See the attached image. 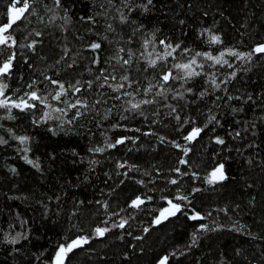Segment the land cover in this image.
I'll use <instances>...</instances> for the list:
<instances>
[{
	"label": "trees",
	"instance_id": "trees-1",
	"mask_svg": "<svg viewBox=\"0 0 264 264\" xmlns=\"http://www.w3.org/2000/svg\"><path fill=\"white\" fill-rule=\"evenodd\" d=\"M13 3L0 0V26ZM29 3L0 45V66L12 58L0 99L36 91L52 107L0 108V264H53L77 238L88 242L65 264H264V54L253 52L264 45V0ZM161 40L179 48L149 67L145 41L162 54ZM227 49L251 60L196 56ZM192 58L200 75L183 78L173 65ZM170 69L179 78L164 83ZM52 81L67 89L62 102ZM77 100L86 107L68 109ZM141 100L152 102L131 107ZM221 164L227 178L208 183ZM169 201L180 211L161 216Z\"/></svg>",
	"mask_w": 264,
	"mask_h": 264
},
{
	"label": "snow or ice",
	"instance_id": "snow-or-ice-1",
	"mask_svg": "<svg viewBox=\"0 0 264 264\" xmlns=\"http://www.w3.org/2000/svg\"><path fill=\"white\" fill-rule=\"evenodd\" d=\"M56 6L58 7L60 5V0H54ZM149 3H151V0H149ZM17 4H21V0H15V3H13L8 10V16H9V21L7 24L0 26V45H6L8 43V41L11 39L10 35H5V33L9 32V29L12 28V26L14 24H16L18 21H20L22 18H24V15L26 12L29 11L31 5L29 3V0H23L22 2V6L17 7ZM34 11V9H33ZM37 35H39V33H37ZM210 41L213 44L216 43H220V37L216 36V35H212L210 37ZM149 43H151V41H145L144 44V48H145V52L147 53V63L149 65V67H155L158 60L159 61H165L167 60L168 57L173 56V53L176 52L177 48H179V45L173 46L171 44H166L165 41L161 40L160 44L164 46V51L163 53H159L156 52L155 48H153V50L151 52L148 51V45ZM91 49L93 51L99 49L101 46L98 43H93L91 46ZM170 49V51H169ZM120 52H123V49L119 50ZM254 53H261L264 54V45H259L257 46L255 49H253ZM153 53H155V58H151L153 56ZM225 52H221L219 56H213L211 53H196V56H203L204 59L206 60H211L213 61L214 64H227L228 62L226 60H224V56H225ZM228 55H232V56H236L239 59H247V60H251L252 57V53H238L236 51H233L231 49L228 50L227 52ZM131 56L132 53H129V58L125 59L123 57H120L119 60L123 61V65H128L130 64V60H131ZM174 58V57H173ZM118 60V62H119ZM98 62V61H97ZM11 63H12V58L10 57L9 60L7 62H5L2 66H0V76H4L6 75L11 68ZM193 66H196L197 68H202L203 65L202 64H198L196 58H192L189 62L187 63H177L173 65V68H175L177 71L184 73V78H191V77H195V76H199L200 72H197L195 70V68ZM179 77L174 76L172 70L170 69L168 72H166L165 74L162 75L161 80L164 83H168L170 80H175ZM105 82H107L108 77H105ZM112 80H116L117 77L116 76H111ZM120 80L123 82H128L129 78L128 76H122L120 77ZM53 84H55L58 88V91L55 92V94L53 95L52 99L57 101V102H62L61 98L67 95V89L65 88V85L63 83H59L58 81H52ZM79 83V82H77ZM91 82H89L90 84ZM111 87V85H109ZM128 86H131L130 83L128 84ZM7 87V85L4 84H0V97H3L4 95V89ZM70 87L72 88V90L76 93L80 92L81 89L79 87H76L74 85H70ZM125 87V83H119L117 84L114 88L113 91L119 92L121 91V89H123ZM217 87H219V85H217ZM150 91V89H149ZM159 94V93H158ZM27 95V99H23L21 98L19 100V102H12L11 104H9V100L8 99H0V108H7L9 110V112L11 111L12 108H17L20 109L21 111L27 110V109H32L35 108L37 105L35 103H30V101H36L39 104L44 105L45 108H50L52 107L47 100L46 96H40L38 95V93L36 91H32L31 93L26 94ZM126 95H131L130 93H126ZM152 101L150 100H141L138 103H132L131 107L133 109H138L141 104H148L151 103ZM77 107H86V104L80 100H77L75 103H69L68 104V109H75ZM53 111L55 112H60L62 114H66V110L65 109H61V108H54ZM45 117L47 118L49 116V113H45L44 114ZM80 115L79 112H77L75 114V116ZM75 116L73 118H75ZM212 119H215V117H213ZM71 121H69L70 123ZM202 129L201 128H193L192 131L189 133L188 136L185 137L186 140L188 141H192L193 139H195L200 133H201ZM20 140L21 143H25L27 141V137H19L18 138ZM4 141L0 140V143H3ZM117 143H123V140H119L117 141ZM216 143L217 144H224V140L217 138L216 139ZM110 147H114L115 145H109ZM97 151H102V149H97ZM187 149H185V154H187ZM25 159L27 160V157H25ZM28 163H33V161H28ZM181 163H185V161H181ZM38 167V165H36ZM223 165H219L211 174L210 177L208 178V183H215V182H219L222 181L224 179H226L227 177L225 176L224 172H223ZM172 183H176L175 180L172 181ZM142 203V201H140L139 199H137L136 201H133V206H139V204ZM170 204V209H164V211L161 213V216H164L165 213H168L169 215H174L176 212L180 211V205L177 204H173L171 201H169ZM197 218H201L198 217L197 215H194L191 217V219H197ZM160 221L157 220V223H159ZM123 221H121L120 226L123 227ZM108 231V229H101V228H97L96 229V233L98 236H103L104 233ZM19 240V237H13L12 239H10L8 242L11 244H16ZM88 240L87 238H77L75 240H72L71 242L65 244H61L59 246V248L57 249L54 259H53V264H65L66 258L67 256L77 247H80L83 243H87ZM167 257H164L161 261L160 264H166L167 262Z\"/></svg>",
	"mask_w": 264,
	"mask_h": 264
},
{
	"label": "rangeland",
	"instance_id": "rangeland-1",
	"mask_svg": "<svg viewBox=\"0 0 264 264\" xmlns=\"http://www.w3.org/2000/svg\"><path fill=\"white\" fill-rule=\"evenodd\" d=\"M228 50L229 49H227V50H224V51H222V52H225L226 54H225V56H224V60H226L228 63L227 64H224V63H222V64H214L213 63V61H211V60H208V61H210V62H212L214 65H230V66H232V65H234L235 63H236V61H239V60H241V59H239L238 57H236V56H232V55H228L227 54V52H228ZM231 50H233V49H231ZM169 51H170V49H169ZM233 51H236V50H233ZM237 52V51H236ZM201 53V52H200ZM202 53H204V52H202ZM205 53H211L213 56H219L220 55V53L219 54H213L212 52H205ZM239 53V52H238ZM201 58H203L204 59V57L203 56H200ZM169 58V57H168ZM232 59H234V60H232ZM197 60V59H196ZM189 62V61H188ZM184 63H187V62H184ZM197 63L198 64H202V63H200V61H198L197 60ZM194 68H195V70L197 71V72H200L201 71V68H197L196 66H193ZM180 74H181V76L184 78V73H182V72H180ZM1 77V76H0ZM212 173V172H211ZM210 177V176H209ZM213 184V183H212Z\"/></svg>",
	"mask_w": 264,
	"mask_h": 264
}]
</instances>
